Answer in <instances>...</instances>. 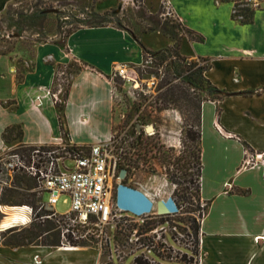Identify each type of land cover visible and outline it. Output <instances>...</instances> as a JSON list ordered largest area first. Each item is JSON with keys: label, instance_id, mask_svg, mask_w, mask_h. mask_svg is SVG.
I'll list each match as a JSON object with an SVG mask.
<instances>
[{"label": "crops", "instance_id": "crops-1", "mask_svg": "<svg viewBox=\"0 0 264 264\" xmlns=\"http://www.w3.org/2000/svg\"><path fill=\"white\" fill-rule=\"evenodd\" d=\"M12 1L0 0L1 25ZM233 6L230 0L173 1L178 20L190 35L178 46L179 53L206 59L203 75L228 93L201 103V138L204 127L210 131L207 147L201 145L200 199L207 203L199 220L201 264H264V163L259 158L244 163L248 154L264 155V2L249 20L236 18ZM145 36L115 24L80 26L61 42L51 38L35 45L32 67L22 75L10 56L0 52V152L15 147L3 139L12 125L21 128L19 145L110 142V76L118 67L143 64V47L158 51L171 45L152 47ZM75 64L79 68L71 73L60 120L50 93L57 88L59 72ZM170 146L179 153V142ZM139 182L160 187L155 210H166L161 199L172 187L168 179L164 182L161 170L144 171ZM5 208L10 206L0 204V264H98L99 252L91 245L4 241L9 214L29 217L28 210Z\"/></svg>", "mask_w": 264, "mask_h": 264}, {"label": "rangeland", "instance_id": "rangeland-1", "mask_svg": "<svg viewBox=\"0 0 264 264\" xmlns=\"http://www.w3.org/2000/svg\"><path fill=\"white\" fill-rule=\"evenodd\" d=\"M169 1L173 7L174 0ZM232 1L236 18L249 20L252 13L245 15V9L254 12L256 8L245 5L241 0ZM120 2V0H13L1 19L3 24H0V52L3 51L10 56L12 63L16 66L18 75H22L24 71L32 67L35 45L49 41L51 38L56 39L58 42L63 41L64 35L70 29L87 26V22H80L82 19L89 22L93 21V24L121 25L139 35L146 33L144 40L152 47L171 42L170 46L176 45L178 52V46L182 40L187 38V36L190 38L189 32L184 29L182 24H178L180 21L176 20L175 17L167 15L163 18L161 16L163 11L161 0H135V2L134 0H122V9L119 7ZM173 10L176 17H178L174 7ZM163 34H168L170 39ZM183 49L186 51L185 46ZM179 55L186 57L180 53ZM169 62L174 63L178 69L183 66L175 57L160 63L159 56H156L148 63L145 61L139 66H125L128 70L129 79L114 75V72L110 76L113 97L112 136H114V141H111L112 148L117 154L126 151L127 155H131L133 158L137 157L140 164L139 168L131 169L124 182H132L131 180L140 181L144 171L156 174L161 170V172H166L169 181V176L173 172L181 176L185 172L194 171L191 163L190 169L187 168L188 166H181L189 159L190 161L193 160L190 152V142L187 141L188 146H183L180 139V128L188 121L189 111H186L184 107H177L172 104L165 109L159 110L157 108L162 106V101L161 99L157 100V102L155 101L165 89V86L158 87L164 80L172 78V66H169ZM202 63L206 64L204 61ZM78 68L79 65L75 64L67 71L61 70L65 72V76L58 74L56 78V84L57 81L63 79L61 82L64 84V94L62 96L64 100L68 91L71 73L76 72ZM173 82L179 83L180 81L179 79H173ZM181 85L188 90L192 97L198 98L203 94L210 95L209 97L213 96V94L207 93V89L205 87L202 88L198 82H193L192 87L185 83H181ZM140 102L143 103L139 106ZM63 103L61 102L58 105H63ZM142 116L148 117L147 120L143 121ZM136 118L139 121L136 122ZM137 124L143 129L147 125H153L158 131L153 135L147 132L143 135H138ZM202 133L204 135L201 138V145L202 147H207L210 138V131L207 126L204 127V132ZM19 138L18 127L11 128L5 138H3L6 144L8 143L10 146L14 144L15 147H8L0 152V198L1 196L10 197L15 202H19L25 199V194L37 192L36 197L41 196L42 202H44L48 199V193L39 194L37 187L26 189L24 183H20V185L14 183L16 175L26 174L29 176L25 170L19 168L12 170L5 164L6 161L11 160L9 155L12 153L19 154L26 164L30 162L31 151L26 146L17 144ZM136 142H139V144H136ZM178 142L180 146L178 150L180 151L176 153L170 144H178ZM63 144L65 147L73 145L70 142ZM65 151L59 150L57 154L65 157L69 156ZM85 151L87 150L83 149V152ZM205 159L207 160V157ZM202 164L204 165L203 157ZM67 165L71 166L72 163L68 161ZM187 179L188 177L185 178L183 176L180 180L183 182ZM35 181L37 183L36 179ZM11 186H15L14 188L16 189L12 196H10ZM174 200L177 201L178 199L174 197ZM178 203L181 214L174 217L175 222L180 228L186 229L184 233L191 234L192 219L195 218L197 222L200 220L206 209V203L200 200L197 206V202L192 205L186 199H182ZM0 204L7 205V207L10 206V208H5L4 210H16L14 207L27 205ZM27 206L32 207L31 205ZM69 207V197L67 194H61L54 205V210L57 215L64 214L69 210ZM32 210L34 211L32 218L29 219L28 217L25 221L17 219L16 222L8 227L14 229L12 232H2L4 241L42 243L53 239L52 235L37 237L33 234V231L36 230L34 225L38 224L42 217L38 215L41 212L39 207L36 209L32 207ZM49 218L57 225L55 230H60L61 242L70 244L66 239L67 234H69L74 239L85 240L88 245L97 249L99 252L98 264H136V257H141L149 264H179L181 260L186 261L190 256L185 250L187 246L186 236L182 238L178 245H175L174 249L170 247V250H168L166 248L168 245L165 244L166 249L164 251H158L159 248L153 250L157 256L153 255L154 253H145L143 251L145 245L156 243L155 239H153L156 237V233L145 232V228H142L144 222L134 221L123 215L111 219L109 223L99 225L95 223L94 218H90L85 223L81 221L71 222L63 217L53 215ZM2 219L3 216L0 215V221ZM163 223L164 218L157 217L152 219V225ZM169 223L172 222L169 221ZM165 227L167 232H163L162 236L171 243L170 240L175 237L174 232L170 230L169 226ZM24 235L28 237H23ZM157 243L160 246L161 242L159 239H157ZM189 248L191 249L192 247L190 246Z\"/></svg>", "mask_w": 264, "mask_h": 264}, {"label": "built area", "instance_id": "built-area-1", "mask_svg": "<svg viewBox=\"0 0 264 264\" xmlns=\"http://www.w3.org/2000/svg\"><path fill=\"white\" fill-rule=\"evenodd\" d=\"M120 1L122 2V0ZM241 1L252 8H259L261 3L264 2V0ZM121 2L119 7L122 9ZM161 4L163 8L161 16L163 18L169 15L178 20L169 0H161ZM233 14H235L234 8ZM151 59V57H148L146 62L148 63ZM64 73L65 72L62 71L59 72V74L65 76ZM114 75L129 79L128 70L125 66L116 68L114 70ZM62 80L63 79L57 81L56 90L50 93L55 104L64 102L62 98L64 94V84H62ZM147 133L152 134L153 131ZM111 141L92 144L85 152L72 150L70 153V150L67 148L68 146L65 147L64 144L35 145L31 150V160L28 164H26L23 158L17 153L9 155V159L11 160L6 161L5 164L12 170H14V168L25 170L37 180L38 193H48V199L42 202V205L51 211L47 217L53 215L63 217L71 222L81 221L83 223L87 222V220L89 221L90 218H94L97 225L109 223L111 219L119 217L120 215L126 216L134 221L144 222V224L145 221L152 220L153 218H164L163 224H151L152 226L150 229H146L144 225L142 226V228H145V232L150 231L156 233V237L153 238L156 243L153 242L150 245H145L143 251L153 254V250H157L158 248V251H164L166 248L170 250V247L174 249V247H176L175 245H178L182 238L186 236L187 246L185 250L190 256L186 261L181 260L179 264H201L200 255L198 253L199 233L198 243L196 244L193 234L184 233L186 229L180 228L175 222L174 217L181 214L180 208L176 205L172 197L176 184L169 182V185L172 187V192L165 199H161L166 210L158 213L155 210V205L161 191L160 187L149 188L135 180H131L132 182H124L129 173L127 174L126 171L125 176L120 178V170L124 168H119L118 154L114 152ZM59 150H66L65 153H68L69 156L65 157L57 154ZM254 158H259L260 161L264 163L263 154H257L255 157L248 154L244 159V163H252L254 162ZM68 161L72 163L71 166L67 165ZM163 169L165 170V168ZM162 178L164 182H167L168 178L166 172H162ZM61 194H67L70 207L66 213L58 214V216L57 212L54 210V205L57 203ZM127 195L133 197V200L128 202L124 198V196ZM119 197L126 202L124 203L125 205L118 203ZM23 207L24 210H28L29 219L32 218L34 215L32 207L27 205ZM169 221L172 223H169ZM165 226H169L170 230L174 232L175 237L170 240L171 243L162 236L163 232H167ZM157 239L161 242L160 246L157 243ZM165 244L168 245V247H166ZM190 246L192 247L191 249L189 248ZM195 249H197V251H194ZM153 255H155V253ZM155 259L157 258L155 257Z\"/></svg>", "mask_w": 264, "mask_h": 264}, {"label": "trees", "instance_id": "trees-1", "mask_svg": "<svg viewBox=\"0 0 264 264\" xmlns=\"http://www.w3.org/2000/svg\"><path fill=\"white\" fill-rule=\"evenodd\" d=\"M224 1V0H220ZM232 1V0H230ZM245 15L249 13H253L252 11H249L248 9H245ZM236 16V14H234ZM87 22L86 25L88 26H94V25H100L96 23H92L85 20H80V22ZM177 23V22H176ZM178 24L181 25V23L178 22ZM78 28V27H76ZM73 29H70L69 32H71ZM172 36V34H171ZM174 37V36H173ZM171 47V48H170ZM144 56L146 58L151 57L155 58L156 56H159L160 63L166 61L169 58H176L180 61L181 65H183L180 69L177 68V66L169 62V66L171 67L172 71V78L166 79L162 82V84L158 87L165 86V89L159 94V96L156 98L157 100L161 99L162 106L158 107L157 109H165L169 107L170 104L175 105L177 107H184L186 111H189V119L188 121L183 124L180 128V139L182 142V145L185 146L187 144V141L190 142V152L193 157V160L190 161V159L187 162H184L181 166H188L187 168L190 169V163L193 164L194 171L193 172H185L181 176L175 174L174 172L169 176L170 181L176 184V188L173 190L172 197L177 198L178 202L182 199L188 200V203L194 204L201 200L200 199V177H201V170H202V160H201V103L204 100H213L216 98L221 97L222 95H227L228 93L220 90L216 86H214L204 75L203 72L205 69L208 68V63L206 62V59L204 58H198V59H187L186 57H182L179 55V52L177 51V46H168L164 49L158 50V51H150L147 50L145 47H143ZM1 53H5L1 51ZM145 58V61L147 60ZM144 61V63H145ZM202 61L206 62V64H203ZM30 69V68H29ZM27 69V70H29ZM173 79H179V83L173 82ZM193 82H198L199 85L202 88L207 89V93L213 94L212 97L207 96V94H203L198 98L192 97L188 90L184 88V86L181 85V83H185L192 87ZM204 85V86H203ZM195 90V88H193ZM143 102H140L138 104L139 106L142 105ZM58 107V110L60 111L59 118L62 119V105L56 104ZM147 106V105H145ZM143 121L147 120L148 117L142 116L141 117ZM139 121L138 118H136V122ZM18 127L19 132L21 134V128L19 125H12L5 129L3 133V138H5L6 134L9 132L11 128ZM155 130L151 134L157 133V128L154 126ZM145 133L143 127H141V130L138 132V135H143ZM112 141H114V136H112ZM139 144V142H136V144ZM23 145V144H20ZM26 146L30 151L35 147V145H24ZM90 145H76L73 144L69 146V150H76L77 152L83 151V149L88 150ZM118 165L119 168H124L127 171V174L131 171L132 168L136 169L139 168V160L137 157L127 155V152L124 151L123 153L118 154ZM143 165V164H142ZM126 174V177H127ZM188 177V179L185 181H181L180 179L182 177ZM126 180V178H125ZM15 184L20 185V183H24L26 185V189H32L34 187H37V183L35 181V178L31 175L27 176L26 174L22 175H16L15 176ZM14 184V185H15ZM179 186V188H177ZM15 186H11L10 188V196L14 195V192H16ZM25 199L20 200L19 202H15L14 200L10 199V197H4L1 196L0 203L2 204H27L31 205L34 209L40 208V213L38 214L41 218V221L38 222V224H35L34 227L36 228L35 231H33V234L37 237H43L45 235H52V240H47L42 242L44 245H54L58 246L61 245V239H60V230H55V227L57 226L50 220L47 215L51 213V211L44 208L42 205V198L36 197L37 192H31L29 194H25ZM176 202V205L179 207V203ZM207 206V203H206ZM196 210V209H193ZM55 219V218H54ZM193 226H192V234L195 238L196 244L198 243V233H199V221L197 222L195 218L192 219ZM152 220L145 221L144 227L146 229H150L152 226ZM14 229L8 228L4 231V233L12 232ZM23 237H28L24 235ZM67 241L71 245H88V243L85 240H79L74 239L71 235L67 234L66 236ZM18 243V242H17ZM20 244V243H19ZM22 244V243H21ZM194 251H197L195 249ZM136 264H149L146 260H143L141 257L135 258Z\"/></svg>", "mask_w": 264, "mask_h": 264}, {"label": "water", "instance_id": "water-1", "mask_svg": "<svg viewBox=\"0 0 264 264\" xmlns=\"http://www.w3.org/2000/svg\"><path fill=\"white\" fill-rule=\"evenodd\" d=\"M136 128H137V131H138V132L141 130V127H140L139 124L136 125ZM144 131H145V132L154 131V127H153V125H147V126H145V127H144ZM125 173H126V170H125V169H121V170H120V173H119L120 178H123V177L125 176ZM124 198H125L128 202L131 201V200H133V197L128 196V195H127V196H124ZM118 203H119V204H123V205H125L124 203H126V202H125L124 200H122L121 197H119V199H118ZM127 205H129V204H127Z\"/></svg>", "mask_w": 264, "mask_h": 264}, {"label": "bare ground", "instance_id": "bare-ground-1", "mask_svg": "<svg viewBox=\"0 0 264 264\" xmlns=\"http://www.w3.org/2000/svg\"><path fill=\"white\" fill-rule=\"evenodd\" d=\"M16 208V210H24V207L23 206H20V207H14ZM22 212V211H21ZM19 220V221H25L26 220V217L24 214H19V213H12L8 219H6L4 225L5 226H11L12 223L16 222V220ZM24 223V222H23Z\"/></svg>", "mask_w": 264, "mask_h": 264}]
</instances>
